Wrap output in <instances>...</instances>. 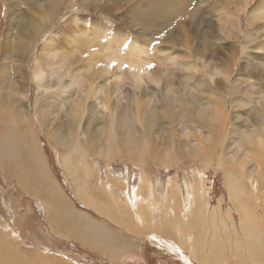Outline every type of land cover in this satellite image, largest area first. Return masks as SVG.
I'll return each instance as SVG.
<instances>
[{
  "label": "rangeland",
  "instance_id": "rangeland-1",
  "mask_svg": "<svg viewBox=\"0 0 264 264\" xmlns=\"http://www.w3.org/2000/svg\"><path fill=\"white\" fill-rule=\"evenodd\" d=\"M235 1L0 0V98H14L4 99L12 110L0 109V264H264V175L254 156L264 155V136L250 141L257 127L264 133L253 120L264 107V19L253 16L259 0ZM151 3L153 19L140 17ZM205 40L215 56L203 51L189 66L185 44L202 49ZM40 69L48 91L35 80ZM13 126L27 138L13 143L20 156L7 144ZM20 161L40 164L39 176L49 165L89 227L109 235L134 220L143 238L131 236L133 254L110 256L117 244L99 233V249L83 246L84 228L78 241L47 232L41 209L7 177ZM240 191L258 208L254 222L239 212Z\"/></svg>",
  "mask_w": 264,
  "mask_h": 264
},
{
  "label": "crops",
  "instance_id": "crops-1",
  "mask_svg": "<svg viewBox=\"0 0 264 264\" xmlns=\"http://www.w3.org/2000/svg\"><path fill=\"white\" fill-rule=\"evenodd\" d=\"M63 167V166H62ZM30 170L26 171V168L23 166L17 171L14 169V166L11 165V168L7 169V177L10 180H13V186L18 187V191L23 195L22 197L27 200L26 202L32 206L33 203L41 209L43 213V224L47 230V232H51L52 235L55 237L65 238L67 240L78 241L75 231L79 228H84V233H86V239L88 240L87 245H83L88 248H97L96 245L92 244L90 232L93 228L88 226V216L84 214V211L78 208L75 204L74 199H72L62 188L57 176L53 174L51 171L50 166L48 165L46 177L39 176L36 172L33 174L31 171L30 166L28 167ZM65 172V171H64ZM19 173H24L27 177L26 185H23L20 181L21 175ZM34 176V177H33ZM67 176V175H66ZM68 179L71 177L67 176ZM29 185V186H27ZM53 191L59 192V196L63 197L66 203V207L61 206L59 204L58 199L56 201V196H54ZM14 196L15 193L13 192ZM50 198V199H49ZM81 203L87 205L86 200L77 198ZM107 214L106 211H104ZM60 223L62 227L60 228ZM115 224V222H113ZM117 228H109L110 231L109 235L111 234L112 237L116 240L114 241L115 244H123L128 246L124 251H113L110 248V253H114V255L118 256H130L133 254L132 249L137 245V240L132 238L131 236L137 234L139 237L143 236L139 233L140 226L135 223L134 220L128 218L127 216L120 220ZM106 224V223H104ZM102 225V224H101ZM103 227V226H102ZM140 227V228H139ZM95 231L105 237L109 236L104 232L103 229H96ZM143 231V229H142ZM74 234H73V233ZM144 232V231H143ZM72 233V234H71ZM108 238V237H107ZM143 239H141L142 241ZM84 242V241H81ZM99 249V248H97ZM102 249L106 250L107 248L103 247Z\"/></svg>",
  "mask_w": 264,
  "mask_h": 264
},
{
  "label": "bare ground",
  "instance_id": "bare-ground-1",
  "mask_svg": "<svg viewBox=\"0 0 264 264\" xmlns=\"http://www.w3.org/2000/svg\"><path fill=\"white\" fill-rule=\"evenodd\" d=\"M215 2V1H214ZM237 2H239V0H236L235 1V3H237ZM242 4H246V5H248L249 6V4L248 3H250V0H242ZM164 3V2H163ZM234 3V4H235ZM152 4L153 3H151V5H150V7H149V12H147V9H146V11L145 12H143V13H141L140 14V17H144V16H150L151 17V19H153L152 18V16L151 15H153V11H152ZM162 6L163 5H158V7L160 8V9H162ZM171 6H173L174 8H176L177 7V5H171ZM237 6H239V10H242L244 7H242V5L241 4H239V5H236L235 6V8L237 7ZM245 10V9H244ZM225 11H227V10H225ZM227 14H228V12H227ZM230 17H233L231 14H228ZM239 17L241 16L240 14L238 15ZM237 16V17H238ZM254 17H255V19H257V17L258 18H263L264 19V0H259L258 1V6L256 7V12L254 13V15H253ZM154 17V16H153ZM156 18V17H155ZM252 18V17H251ZM262 20V19H261ZM252 21V20H251ZM257 21V20H256ZM260 21V20H259ZM151 24V23H150ZM239 25V24H238ZM241 25V24H240ZM257 25V24H256ZM253 26H254V24H253ZM133 27V26H132ZM210 27H211V25H210ZM240 27V26H239ZM239 29V28H238ZM264 29V28H263ZM259 30V29H258ZM239 31V30H238ZM257 32V31H256ZM240 33V32H239ZM207 36V35H206ZM208 37V36H207ZM206 37V38H207ZM241 37H242V35H241ZM241 37H238V38H236V39H234V41H230V43L232 44H235V42H237V40L238 39H240ZM255 38V37H254ZM188 42V41H187ZM231 44H228L229 46L231 45ZM84 45V44H83ZM186 45V54L188 55L187 57H188V60H189V66H193V65H195V61H196V59L197 58H199L200 57V55L202 54V52L203 51H205L204 52V54L206 53V55H203L202 57H205L206 58V56L208 55V54H210V52H214V55L213 56H215V51H214V48H208V43H207V40H205L204 41V43L202 44V49H199V45L198 44H193V42L192 41H190L189 43H187V44H185ZM237 45V44H236ZM14 47H15V45H14ZM260 48H262V47H260ZM16 52H15V57L17 58V57H21L22 58V60H26L25 58H24V52H23V47H20V46H17L16 48ZM178 50V49H177ZM184 52V51H183ZM28 56H29V54L27 55V57L26 58H28ZM171 56V55H170ZM186 56V55H185ZM210 56H212L211 54H210ZM212 56V57H213ZM237 56V55H236ZM226 58V57H225ZM232 60H233V58H232V56H231V62L229 63L230 65H236V62L234 63V64H232ZM234 61H235V58H234ZM198 65V64H197ZM21 66V65H20ZM19 66V67H20ZM186 66H188V65H186ZM188 66V67H189ZM15 68H17V67H15ZM232 70V69H231ZM202 76L199 78V82H198V84L201 86V85H204V83H206L205 82V80L207 79V75H208V73H207V75H206V72L204 73L203 71H202ZM231 75V74H230ZM46 75H45V72H44V70H39V72L36 74V76H35V80L39 83L38 85H39V87L41 88V89H47L46 91H48V90H50V88L48 87V85H46L45 84V82H46V77H45ZM186 77V76H185ZM192 76L191 75H188V80H190V78H191ZM193 78V77H192ZM187 79V78H186ZM3 74H1L0 75V81L3 83ZM212 86V85H211ZM203 87V86H202ZM209 87V86H208ZM206 88V87H205ZM212 89V88H211ZM59 90V89H58ZM60 90H61V88H60ZM60 92V91H59ZM62 92H63V90H62ZM2 95V94H1ZM4 98V97H3ZM4 99H11V100H14V98H13V95H12V97L11 96H9V97H5ZM4 99H1L0 98V109L1 110H3L4 109V104H5V102H4ZM21 100V99H20ZM108 101V100H107ZM197 102V101H196ZM209 103H211L212 101H208ZM12 103V102H11ZM47 103V102H46ZM212 104V103H211ZM6 106H7V104H5ZM183 106V105H182ZM262 106H263V104H262ZM8 108H5L7 111H9V110H12L11 108H10V106H7ZM214 107H216V106H214ZM260 110V109H259ZM262 114L261 113H258V114H255V116L253 117V120L257 123V122H261L262 124H264V107H263V109H262ZM7 115V114H6ZM222 116V115H221ZM8 117V116H7ZM211 120V119H210ZM195 121V120H194ZM196 121L197 122H200V123H204V122H206V119L204 118V117H202V116H199V115H197L196 116ZM260 123V124H261ZM9 124V123H8ZM223 124H226V119H225V117H224V119H223V117H222V119L221 120H219V121H217L216 122V126H220V125H223ZM261 124V125H262ZM256 130V129H255ZM23 132V131H22ZM22 134H24V133H20V129L19 128H17V129H15V127L13 126V128L11 129V133L9 134V138H8V145L13 149V151L14 150H16L15 152H17V155L18 156H20L21 155V153H22V151L20 150V149H18L17 147H15L14 146V144H15V142H16V140L17 139H20V140H23V139H27L26 138V136L24 137V135L23 136H21ZM264 133H263V131H262V129H261V126L260 127H257V130L256 131H254V134L252 135V136H250V141L251 142H253L254 144V146H258L262 141H261V138L264 136L263 135ZM19 136H21V137H19ZM76 137V136H75ZM28 139H30V138H28ZM31 140V139H30ZM26 141V143H27V141L28 140H25ZM0 143H3L2 141H0ZM11 145H10V144ZM14 143V144H13ZM33 143V142H32ZM35 145V144H34ZM31 145H29V146H27L28 147V153H29V156L31 157V156H33L32 155V149H33V145H32V149H31V147H30ZM35 148V147H34ZM35 157H36V161H37V159H39V153H37V150H36V148H35ZM24 157H25V155H23ZM254 156L256 157V159L258 160V162H259V164L260 165H262V169L261 170H263V175H264V155H263V152H262V149H260V148H256L255 149V154H254ZM21 163H22V166L24 167V168H26V171H29L30 169L28 168L29 166H30V168H31V171L34 173V170L33 169H35V168H38L40 171H42L41 169H40V164H38L37 163V166H34L33 164H31V165H29V164H26L25 162H22V161H20ZM38 162H39V160H38ZM37 173H38V171H37ZM21 174V173H20ZM27 175V174H26ZM26 175H24V173H23V175H22V178H23V183L24 184H26V182H27V178H29V177H27ZM262 175V176H263ZM34 177V176H33ZM42 177H46V176H44V175H42ZM264 177V176H263ZM260 178H262V177H260ZM258 181H262L261 179H258ZM233 182H237V179H235V180H233L232 181V183ZM238 183H240V181H238ZM27 186H29V185H27ZM141 188V187H140ZM140 188H138V187H134V189H133V193L129 196V200H130V202H131V204H133V206L136 208L137 207V205H138V202H139V200H140V198L142 197V195H139L140 193H139V189ZM233 187H231V189H232ZM243 188V187H242ZM146 190V189H145ZM256 190H258V188H256ZM194 195V194H193ZM258 195V193H256V196ZM192 196V195H191ZM252 196V195H251ZM253 197V196H252ZM61 197H59V199H60ZM192 198V197H191ZM50 199V198H49ZM192 201H190L191 203H190V205H191V208L193 207V205L194 204H196V201L194 200V198H192L191 199ZM236 200H237V206H238V208H239V212L242 214V213H244V218H245V220L247 221V219H248V217L247 216H249V218H251V214H253V216H252V218H251V220L254 222L255 221V217H256V211L258 210V208H255V207H253V206H251V204H250V201H247L246 200V197H245V194H243V191L241 192L240 191V193H238V192H236ZM63 201V200H62ZM189 201V200H188ZM59 202V201H58ZM64 202H65V200H64ZM239 203V204H238ZM189 205V204H188ZM195 206V205H194ZM66 207V206H65ZM187 207H189V206H187ZM186 208V207H185ZM189 210V209H188ZM191 210V209H190ZM187 210H185V212H186ZM159 213V212H158ZM184 215H186V214H184ZM187 216V215H186ZM262 221V220H261ZM252 222V223H253ZM242 223H244V222H242ZM155 224V223H154ZM247 225V224H246ZM246 225H243V232H245V231H249V230H251V228H250V226H247L246 227ZM253 225H254V223H253ZM96 226V225H95ZM95 228L96 227H93V229H92V231H91V235H90V237H91V241H92V243L94 244V245H96V244H98V243H100V244H103V241L102 242H100V241H98V240H96L95 238L97 237L96 235L98 234L97 232H94L93 233V231H95ZM81 229V228H80ZM98 229H101L100 227L98 228ZM253 229V228H252ZM254 229H256L255 228V225H254ZM253 229V230H254ZM76 232V231H75ZM251 232V231H250ZM73 233V232H72ZM71 233V234H72ZM74 234V233H73ZM95 234V236L96 237H94L93 235ZM205 234V233H204ZM78 235H80V232H79V234ZM103 236V235H102ZM111 236V235H110ZM110 236H107L108 238H105V239H107V240H109L108 242H111L112 240L111 239H113L114 237H112V238H109ZM80 238H82V237H80ZM103 238V237H102ZM255 237L253 236V239H254ZM98 239V238H97ZM252 239V240H253ZM158 240H159V242H161V243H164L163 242V240L161 239V238H158ZM218 240H219V237H217V236H213L212 238H211V243H212V241L213 242H217L216 244H218ZM88 241V240H87ZM221 241V240H220ZM85 242V241H84ZM98 242V243H97ZM221 244V243H220ZM99 245V244H98ZM199 245V244H198ZM252 245V244H251ZM100 246V245H99ZM217 246V245H216ZM219 246V245H218ZM116 251H118V252H120V250H122L121 248H122V245H114V246H112ZM256 247V246H255ZM209 251H214V252H216V249H212V247H210V249H209ZM208 251V252H209ZM220 251H221V249H220ZM226 251H228V250H226ZM251 252V251H250ZM217 253V252H216ZM213 254V253H212ZM219 254V253H218ZM218 254H216L215 255V259L216 260H218V258H220L221 257V255H218ZM211 255V254H210ZM203 256H205L204 254H202V257ZM220 256V257H219ZM209 257V256H208ZM204 258V257H203ZM205 258L207 259V256H205ZM204 261V260H203ZM205 263L207 262V264H208V261L206 260V261H204ZM220 264V263H219ZM223 264V263H222Z\"/></svg>",
  "mask_w": 264,
  "mask_h": 264
}]
</instances>
